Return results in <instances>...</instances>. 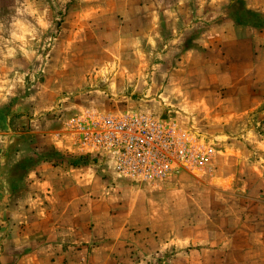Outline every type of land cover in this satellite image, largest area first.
Segmentation results:
<instances>
[{
  "label": "rangeland",
  "instance_id": "obj_1",
  "mask_svg": "<svg viewBox=\"0 0 264 264\" xmlns=\"http://www.w3.org/2000/svg\"><path fill=\"white\" fill-rule=\"evenodd\" d=\"M155 1L161 5L170 2ZM189 1L195 11L192 16L160 17L159 43L163 48L154 47V50L155 54H163L158 60L166 66L169 63L172 69L178 68L177 58L184 54L188 57L186 66L193 76L183 80L177 77L175 81L182 83L181 88L189 86V96L185 98L202 100L204 106L190 111L169 105L168 111L162 107L161 111L180 128L189 130L192 127L204 145L203 149L209 153L203 164L167 179L169 181L163 183L161 190L152 194V202L157 205L152 208L160 219H168L159 223L167 231L171 217L186 215L195 220L208 218L213 227H227L214 248L198 249L192 255L187 253L183 261L177 258L179 263L190 264L196 260L195 264H264V7L259 4L253 7V0H230L227 6L220 8L221 11L202 15L199 13L203 11V5L208 3L204 4L205 0ZM180 2L188 7V0ZM140 3V0H0V25L6 27L0 30V43L7 61L4 83L8 92L5 110L0 111V150L13 153L16 149L17 153L21 151L26 156L41 151L40 157L50 153L56 160L58 154L63 160L72 162L76 156L66 150L43 152L40 141L37 144L39 135L29 133L30 122L39 120L43 123L45 133L40 136L67 140L75 147L68 123L84 109L113 114L137 113L129 107L135 110L136 104L148 98L133 93L128 83L115 92V84L110 88L108 78L110 71L115 69L109 56L115 58L111 55L115 47L125 45L126 37L132 39L130 33L119 31L140 24V13L132 10V6H141ZM92 5H95L94 9ZM35 9L46 14L34 17L32 11ZM121 9L126 12L122 13ZM67 12L71 17L66 22ZM131 14L137 17L134 15L133 19ZM224 16L232 19L236 26H243L239 33L234 31L240 35L237 39L241 44L228 47L230 60L212 65L210 59L215 57L214 54L196 41L204 25L213 24ZM42 22L50 25L47 31L40 27ZM186 24L194 26L191 32L183 30ZM62 34L63 38H60ZM134 35L141 41L139 34ZM32 36L39 43L22 41ZM56 40V44L68 45V65H65L63 77L59 76L64 67L61 69L56 63L61 50L54 53L53 64H48L46 58ZM173 40L176 41L174 44L171 43ZM194 45L197 46L191 57L187 52ZM215 58L220 59L219 56ZM93 66H96L95 70H90L93 72L83 70ZM151 66L149 75H145L150 84L157 82L150 79ZM20 73L26 76L21 78ZM194 89L209 93L195 95ZM30 95L33 97L32 109L28 106L20 111L13 109L21 97ZM37 107L40 110H36ZM155 115L160 116L159 113ZM14 139H17L15 143ZM98 162L87 157L83 159L85 165ZM182 173L187 180L179 184L178 179H173ZM224 173L231 175L224 176ZM169 186L172 189L166 192ZM169 201L175 205L166 204ZM212 250L218 254L212 255ZM174 257L173 249H166L157 261L172 264Z\"/></svg>",
  "mask_w": 264,
  "mask_h": 264
},
{
  "label": "crops",
  "instance_id": "obj_2",
  "mask_svg": "<svg viewBox=\"0 0 264 264\" xmlns=\"http://www.w3.org/2000/svg\"><path fill=\"white\" fill-rule=\"evenodd\" d=\"M168 1V4L161 5L155 0H140L141 6H132V10L136 9L140 13V24H130L132 27H123L119 31L130 33L132 39L126 37V44L115 47L111 54L115 58L109 56V62L115 64V69L110 71L108 78L111 81L110 88L115 84L113 88L116 92L128 83L133 93L148 98L142 99L139 105L136 104L135 110L129 107L130 111L154 116L159 113L160 116L156 117L162 120L169 119L168 114L161 111V107L167 111L169 105L195 111L204 106L202 100L198 102L195 98H185L189 96V86L181 88L182 83L175 81L177 77L183 80L193 76L189 73L192 70L186 66L188 57L184 54L177 58L178 68L174 66L172 69L169 63L166 66L158 60L163 58V54H155L154 47L163 48L159 43L160 17L192 16L195 12L189 6V0L188 7L180 4V0ZM229 2L230 0H205L204 4H208L203 5V11L199 14L210 15L212 11H221L220 8L227 6ZM252 3L253 7L256 4L264 7V0H253ZM180 5L185 8L182 9ZM93 6L95 5H92L94 9ZM123 10L125 9H121L122 13L126 12ZM38 11L39 14H36ZM70 11L69 9L68 12ZM42 13L46 14L35 9L32 16H41ZM134 15L137 17L136 14H131V18ZM69 17L71 15L68 13L66 22ZM83 18L84 14L80 16V21ZM49 26L45 22L40 24L44 31ZM241 27L243 26H236L232 19L224 16L213 24L204 25L198 41H194L199 46L208 48L215 57H220L219 60L211 58L212 65L225 63L230 60L228 47L241 44L237 39L240 35L234 32L239 33ZM5 28L0 25V30ZM193 28L191 24H186L183 30L191 32ZM134 33L139 34L141 41L135 39ZM60 38H63V34ZM26 40L39 43L33 36L22 39ZM58 40L52 44L46 58L48 64H53L56 58L54 53L61 50L56 63L60 64L61 69L64 67L59 76L63 77L69 52L67 43L56 44ZM175 42L173 40L171 43ZM196 46H192L187 52L191 57ZM165 59L169 60V56ZM214 59L215 62H212ZM6 62L0 43V111L5 110L8 94L4 83ZM150 66V79H156V83L150 84L145 78V75H149ZM95 67H86L83 70H95ZM233 71L237 74L236 68ZM19 76L24 78L26 75L20 73ZM208 93L194 89L195 95ZM32 100V95L28 98L21 97L13 109L20 111L24 110L21 108L26 109V106L32 109ZM36 110H40V107ZM29 128L30 134L39 135L37 144L40 141L39 145L44 147L43 152L56 150L61 153L66 150L79 159L69 162L57 153L54 160L55 157L50 153L40 157L41 151L26 156L21 151L17 153L16 149L13 153L0 150V264H162L157 260L164 256L166 249L171 248L175 252L172 264H182L177 258H182L183 261L187 253L192 255L198 249L205 251L207 247L214 248L222 237L221 234L227 232V227H213V222L208 218L195 220L190 215L182 218L171 217L167 231L159 226L160 222L168 219H160L155 213L152 207L157 205L152 202V194L160 191L163 183L170 179L157 184L127 182L116 174L113 162L106 153H81L67 140L58 141L52 136H40L45 133V128L39 120L31 121ZM191 129L193 130L192 127ZM18 140L21 142V137ZM16 141L14 139L13 143ZM86 157L99 162L85 165L83 159ZM173 180L180 184L186 182L187 176L182 173ZM170 189V186L166 188V192L171 191ZM166 204L175 205L172 201ZM210 253L214 256L218 254L216 250ZM195 261L190 264H195Z\"/></svg>",
  "mask_w": 264,
  "mask_h": 264
},
{
  "label": "built area",
  "instance_id": "obj_3",
  "mask_svg": "<svg viewBox=\"0 0 264 264\" xmlns=\"http://www.w3.org/2000/svg\"><path fill=\"white\" fill-rule=\"evenodd\" d=\"M68 129L81 153H106L116 174L133 182L165 181L203 164L209 153L195 132L152 114L84 109Z\"/></svg>",
  "mask_w": 264,
  "mask_h": 264
}]
</instances>
